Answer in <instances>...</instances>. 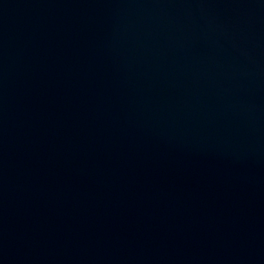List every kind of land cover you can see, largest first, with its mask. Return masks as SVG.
Listing matches in <instances>:
<instances>
[{"label":"water","instance_id":"water-1","mask_svg":"<svg viewBox=\"0 0 264 264\" xmlns=\"http://www.w3.org/2000/svg\"><path fill=\"white\" fill-rule=\"evenodd\" d=\"M0 264H264V0H0Z\"/></svg>","mask_w":264,"mask_h":264}]
</instances>
